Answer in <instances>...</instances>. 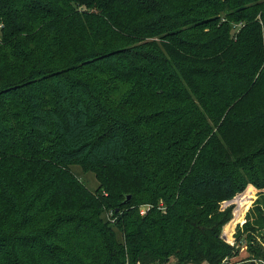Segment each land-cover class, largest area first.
<instances>
[{"label": "trees", "instance_id": "obj_1", "mask_svg": "<svg viewBox=\"0 0 264 264\" xmlns=\"http://www.w3.org/2000/svg\"><path fill=\"white\" fill-rule=\"evenodd\" d=\"M251 186L264 0H0V264H223Z\"/></svg>", "mask_w": 264, "mask_h": 264}, {"label": "rangeland", "instance_id": "obj_2", "mask_svg": "<svg viewBox=\"0 0 264 264\" xmlns=\"http://www.w3.org/2000/svg\"><path fill=\"white\" fill-rule=\"evenodd\" d=\"M70 169L91 192H95L98 189L99 182L93 172L86 173L79 165L72 166ZM255 191L256 190L251 186L246 192L237 195L234 201L225 203L222 206V211L231 210L232 218L230 222L224 226L221 238L234 249L232 254L233 257L227 258L223 264H264V261L257 258L254 254V251L260 247V245L264 249V231L256 232L255 238L258 242H255L252 246V250H247L251 242H248L247 236H249V233L245 231V225L249 214L255 207L254 203L258 196ZM249 193L253 195H249ZM141 209L144 212L148 211L147 206H142ZM108 217H110V213L105 215V218ZM118 238L121 240L120 234H118ZM172 262L175 264L174 259Z\"/></svg>", "mask_w": 264, "mask_h": 264}, {"label": "water", "instance_id": "obj_3", "mask_svg": "<svg viewBox=\"0 0 264 264\" xmlns=\"http://www.w3.org/2000/svg\"><path fill=\"white\" fill-rule=\"evenodd\" d=\"M131 199V196H128V198L126 199V202L129 201ZM224 238V237H223Z\"/></svg>", "mask_w": 264, "mask_h": 264}, {"label": "built area", "instance_id": "obj_4", "mask_svg": "<svg viewBox=\"0 0 264 264\" xmlns=\"http://www.w3.org/2000/svg\"><path fill=\"white\" fill-rule=\"evenodd\" d=\"M147 209L149 210V207H147ZM142 213L145 214L146 212H144V211L142 210Z\"/></svg>", "mask_w": 264, "mask_h": 264}]
</instances>
